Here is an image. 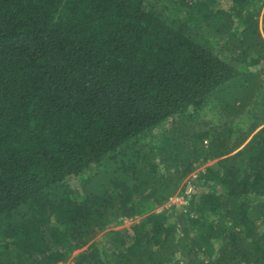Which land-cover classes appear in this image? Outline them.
Instances as JSON below:
<instances>
[{
    "label": "trees",
    "instance_id": "obj_1",
    "mask_svg": "<svg viewBox=\"0 0 264 264\" xmlns=\"http://www.w3.org/2000/svg\"><path fill=\"white\" fill-rule=\"evenodd\" d=\"M230 2L0 0V264H264V6Z\"/></svg>",
    "mask_w": 264,
    "mask_h": 264
},
{
    "label": "rangeland",
    "instance_id": "obj_2",
    "mask_svg": "<svg viewBox=\"0 0 264 264\" xmlns=\"http://www.w3.org/2000/svg\"><path fill=\"white\" fill-rule=\"evenodd\" d=\"M225 5H230V0H221ZM260 7V11L262 12V8L264 6V0L262 2V5L260 6V3L258 5ZM208 115L212 119H218V114L216 113L215 108H208ZM211 162H208L207 164H210ZM206 165V164H205ZM205 165H202L201 167L196 168L192 173H190L181 184V189L177 194H175L173 197H171L167 202H165L162 206L151 209L150 212H160L162 210H166L167 214L170 215L172 218H177L178 215L181 213H187L189 208V197L192 193L196 192L197 196L200 193H204L207 190H210L212 186H208V183H204L201 180H195L197 177V172ZM193 214V213H191ZM143 216H134L131 219H125L123 220L121 225H118L114 228H120V227H128L133 223L138 222ZM106 232L105 230L99 233L95 239H97L99 242L102 240L103 233ZM83 249V248H82ZM82 249H74L72 250L67 257V260L60 264H72L73 259L76 257V255L82 250Z\"/></svg>",
    "mask_w": 264,
    "mask_h": 264
}]
</instances>
